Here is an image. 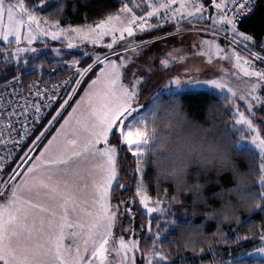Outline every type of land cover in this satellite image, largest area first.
Wrapping results in <instances>:
<instances>
[{"label":"snow or ice","instance_id":"snow-or-ice-1","mask_svg":"<svg viewBox=\"0 0 264 264\" xmlns=\"http://www.w3.org/2000/svg\"><path fill=\"white\" fill-rule=\"evenodd\" d=\"M39 4L44 5L45 0H39ZM255 4L256 0H127L117 12L94 24L62 27L58 19L38 15L25 0H0V43L4 45L0 47V63L19 66L23 60L27 65L29 60L24 57L32 54L35 59L38 52L33 43H45L43 38L48 37L62 40L68 49L87 43L103 45L108 50L85 51V56L91 55L86 67H81L75 57L58 61L74 70L75 84L71 92H66L69 99L59 104L39 131L35 122L44 118L41 109L52 107L61 86L69 81L50 87L45 82L43 88L33 82L27 87L28 95L22 94L25 89L19 87L22 78L18 75L0 85V264H137L135 254L141 251V240L134 237L133 227L136 212L141 211L134 207L137 198L142 214L150 218L152 213L166 215L165 203L169 207L180 203L174 188L170 201L166 191L163 199L149 195L144 178L149 121L145 108L137 103L145 76L138 74L137 68L131 70L130 76L125 71L133 57L140 56L152 43L136 40V34L164 25H174V31L154 39L164 40L186 31L210 33L213 37L201 36L193 55L203 56L209 66L218 69L219 76L202 83L216 89L221 101L233 109L230 129L236 143H251L258 153L261 200L256 209L264 213V129L250 118L256 115L255 106L264 107V38L259 41L260 50H255L256 37L238 27L241 17L253 14ZM184 23L192 27L185 29ZM105 37H110V42L105 44ZM221 37L224 47L218 43ZM118 40L124 41L123 48H114ZM192 48L197 49L196 42ZM52 51L62 55L59 48ZM155 58L147 57L144 67L148 73L154 71L151 61ZM216 58L228 61L231 71L223 63L214 64ZM187 59V52L173 48L160 58L159 64L167 69ZM96 66L98 72H94ZM200 70L199 66L184 69ZM89 73L95 78L70 104ZM230 80L245 81L246 91L237 93ZM172 83L180 85V77H173ZM237 100L246 106L248 114ZM66 106L71 110L64 115L61 110L66 111ZM247 155L252 157L254 153L247 150ZM132 160L136 174L134 197L113 204V192L129 189V184L121 182L120 169L122 162ZM121 205L125 206L122 212ZM123 216L129 217L126 226L120 223ZM152 222H147L151 241H143L144 264H170L169 256L158 247L165 243L160 240L164 232L158 228L152 233ZM116 227L132 235L127 239L125 235L116 236ZM248 239L237 235L233 243ZM258 239L262 246L254 250L264 254V225ZM227 243L224 235L214 244ZM212 249L213 244L198 251L203 254ZM229 264L246 262L234 260Z\"/></svg>","mask_w":264,"mask_h":264},{"label":"trees","instance_id":"trees-1","mask_svg":"<svg viewBox=\"0 0 264 264\" xmlns=\"http://www.w3.org/2000/svg\"><path fill=\"white\" fill-rule=\"evenodd\" d=\"M26 4L33 8L36 12H38L41 16H46L48 19H58L61 25H77V24H86L98 22L100 19L106 17L109 13H114L117 11L121 5V0H45L44 5L39 4V0H25ZM62 9V10H61ZM59 10V11H58ZM240 30H244L249 32L250 34L256 37V42H258L264 36V0H256L255 9L251 16L242 17L240 23L238 25ZM174 28L173 26L164 25L161 28L156 30H149L147 33L142 34L140 38L142 39H150L154 36L160 35L164 32L170 31ZM144 37V38H143ZM139 39V37H138ZM55 44V42H53ZM84 46V45H83ZM0 47H4L2 43H0ZM86 49L87 46H84ZM85 49L79 48L75 50L66 51L65 59L82 58ZM47 57L38 56L36 59L37 63L47 62ZM91 61V57L85 56L80 60V66L85 67ZM29 67H23L22 65H13V64H3L0 63V82L6 81L12 76L16 75V73H27ZM97 66L94 67V71ZM28 70V71H27ZM93 73L89 74V77ZM58 76H66L68 78L69 83L67 86L61 88L59 95L55 101V104L46 118L42 120V122L38 125L37 131L42 130L43 126L47 123V119L51 117V115L55 114V109L59 107V104L63 102L65 99L66 92H68L75 81L74 71L67 70L58 72ZM26 79H30L31 75H26ZM82 84V83H81ZM149 85L148 83H146ZM145 88V87H144ZM140 87V92L137 98V103L144 108L146 107V101L149 96L159 92L161 98L165 102H173L175 100H179L182 102L183 106L187 109L188 113L197 118L204 119L207 106L213 101H221L219 94H216L210 90H185L181 91H173V90H165L161 87V85L156 86L154 89L149 90ZM70 100V104L75 98ZM222 102V101H221ZM223 103V102H222ZM239 104V103H238ZM69 106H66V109ZM224 108V119L227 121L228 127L230 128L232 123V112L233 109L223 103ZM65 110H63V114H65ZM257 124V120L255 121ZM260 125V123L258 124ZM261 126V125H260ZM262 128V126H261ZM263 129V128H262ZM264 134V132H262ZM238 135V134H237ZM115 143V140H112ZM30 143V139L25 143V150L27 149V144ZM248 151L253 152L254 155L250 157V161L252 166L259 172V164L260 159L258 153L255 150L244 146ZM22 155V152L20 153ZM241 166H244V161L237 157ZM11 166H14L12 164ZM135 166L134 160L122 162V166L120 169L121 174V182L129 184L128 191L121 193L119 190L112 193V202L118 203V200H128L129 198L134 197V185H135V177L133 169ZM212 174H209L211 177ZM145 181L149 187V195L152 196L153 199H156L159 196L161 199L165 197V191L167 192V197L170 201L173 193V187L167 183H159L157 187V180L152 175V169L148 165L145 166ZM199 179L203 180L205 177L200 176ZM210 179V178H209ZM220 184L214 182V180L210 179L205 192L207 196V201L211 204H217L218 200L215 198L213 193L217 191L221 186L224 188H228L232 185L233 181L231 180L228 174H225L220 177ZM257 188H259V184L257 183ZM191 196L182 195L179 196L180 203H172L169 207L168 205V216H174V219L177 221V225L169 226L167 231L160 237V240L163 245H158L159 250L165 253L170 258L171 264H229V262L234 260H242L245 261L246 264H264V258L259 257H239L246 249L252 248L258 242L259 230L262 225H264V213L260 210L255 209L250 214L242 215L239 223H231L225 224L222 226V230L225 233L226 238L229 240L227 244H213L212 250H206L203 254L199 253L198 249L194 252L190 248H186L182 245L178 238L179 233V225L187 224L189 220H192L193 223H200L203 219V216H197L195 218L191 217L190 214L193 211L191 206ZM124 209V205H121ZM135 209L141 210V207L136 200L134 205ZM202 210L203 206H201ZM160 216H153L152 219V233H155L158 228L156 225V221ZM149 220V216L145 213L142 214L141 211L136 212L135 220L133 222V227L135 228L134 237L141 240V251L137 252V264H143V249H144V239L151 241V235H146L145 225ZM121 225L129 224V217L123 216L120 217ZM159 227H164L163 223H160ZM119 233H124L121 230V227H116ZM156 228V229H155ZM217 225L215 223H208L205 228V232L208 234H212L216 231ZM128 234L130 232H127ZM237 235L248 236L249 239L247 241H240L238 243H233ZM253 236L255 238H253ZM207 249V246H202ZM215 253V256L213 255ZM183 258V261H182Z\"/></svg>","mask_w":264,"mask_h":264},{"label":"clouds","instance_id":"clouds-1","mask_svg":"<svg viewBox=\"0 0 264 264\" xmlns=\"http://www.w3.org/2000/svg\"><path fill=\"white\" fill-rule=\"evenodd\" d=\"M230 86L237 93L247 89L243 80H230ZM144 111L149 121L147 165L153 177L170 184L179 196H191L190 216H203L200 223L189 220L179 225L178 238L184 247L192 250L211 246L225 235L223 225L238 223L242 215L258 207L260 174L252 166L247 149L236 143L235 134L224 119L221 101L211 102L201 120L191 116L179 100L165 102L157 92L148 97ZM237 157L244 161L243 167ZM225 174L230 176L232 185L221 186L213 193L218 203H209L205 189L210 179L220 184V177ZM200 176L205 179H199ZM174 216L165 220L162 232L177 225ZM210 222L217 225L212 234L205 232ZM160 223L158 219V228Z\"/></svg>","mask_w":264,"mask_h":264},{"label":"rangeland","instance_id":"rangeland-1","mask_svg":"<svg viewBox=\"0 0 264 264\" xmlns=\"http://www.w3.org/2000/svg\"><path fill=\"white\" fill-rule=\"evenodd\" d=\"M123 2H127V0H121V4ZM117 11H115V12H117ZM37 14L40 15L38 12H37ZM152 22L155 23L154 20ZM61 26L67 27L68 25L67 26L61 25ZM72 26H75V25H72ZM199 26L200 25H198V24L196 25V27H199ZM182 27H184L185 29H189L192 27V25L184 23L182 25ZM148 31H146L145 33H147ZM170 31H174V28ZM170 31H167V32H170ZM164 33L157 35V36H162V35H164ZM141 35L142 34L137 33L135 36V39L138 41L139 40H151L152 43L147 48L144 49L143 53L140 56H134L133 62H131L125 69L126 74L128 76H130L131 70L133 68H137L138 74L145 76V80L141 83L139 88L142 86L143 91H144L145 88L148 89L150 87L149 90H152L156 86L161 85V87L163 89H165L166 91L167 90H173L175 92L176 91L183 92L185 90H210V91L218 94V91L216 89H214L212 86L202 83V81H204L206 79H212V78H216L217 76H219L220 73H219L218 69L209 66L206 62V59L203 56L193 55V53L195 51H198L199 38L202 36L205 39H212L213 37L211 36L210 33H196L195 31H186V32L179 34V35H173V36L165 37L164 40L154 39V37H157V36H154L153 38H150V39H142V38H140V37H142ZM138 37H139V39H138ZM43 39L45 40V43H40L39 41H35L33 43V46L38 49V52L35 54V59L32 58V54H28V56L24 57L25 59L29 60V63L27 65H25L23 63V60H21L20 65H22L23 67H29V68H27L29 71L34 70L36 68H39L42 65H50L52 63H57L58 61H60L62 59L66 60L64 56L66 54V51H69V50L84 48L85 51H87L89 53H91L93 50H95L96 52H100V53L108 51L103 45L93 46V45L87 44V43L83 44L84 46L88 47L87 49L83 45H79V46L74 47L72 49H68L65 46V44L62 42V40H55L54 41L50 37L43 38ZM110 40H111L110 37H105L104 43L106 44V43L110 42ZM53 42H55V44H53ZM193 42L197 43V49L192 48ZM218 43H220L222 47L225 46V41L223 40L222 37L218 39ZM14 46L15 45H13V47ZM22 46H23V44H22ZM124 46H125L124 41L118 40L117 44L114 45V48H123ZM53 48L61 49L62 55L57 56L52 51ZM173 48H180L184 52H187L188 53V59L182 63L177 62L175 64H171L167 69H163L162 66L159 64V60H160V58L165 57L166 53L168 51L172 50ZM149 55H154L156 57L155 59H153L151 61V65L154 67V71L152 73H148L144 67V65H146L148 63L147 57ZM38 56L47 57L48 58L47 62L37 63L36 59ZM83 57H85L84 54H83L82 58ZM89 57H91V55H89ZM82 58L79 57L78 59L81 60ZM112 58H115V57H112ZM67 60H70V59H67ZM89 63H91V61ZM219 63H223L224 67L228 68L231 71V65L228 63V61H220L219 58H216L214 60V64H219ZM8 64L17 65L15 63H8ZM33 65H37V66L34 67ZM65 66H67V65L65 64ZM191 66H199L201 70L199 72H197V71L185 72L184 71L185 68H188ZM98 71H99V67L97 66V68L94 72H98ZM17 74H23V73H16V75ZM89 74H88V76H86L82 80V82H81L82 84L76 89V95H75V98L73 99V101L71 102V104H74L75 101L79 99L80 95L83 94V91L87 87L90 80L95 78L94 74H92L90 77H89ZM176 76H179L181 79L180 85H176V84L172 83L173 77H176ZM1 82H4V81H1ZM125 82L127 83L128 80H125ZM146 83H148L149 85H147ZM262 94H264V93H262ZM67 99H69L68 96H66L64 100H67ZM236 103L237 104L239 103L241 110L245 111V113L248 114L247 108L245 105L242 104V102L237 100ZM70 110H71V108L68 107L64 115H67V111H70ZM61 111L63 112V110H61ZM253 111L256 113V115H255V117L250 116V118L254 119V122L257 120L258 124L260 123V125L264 129V107L257 105L254 107ZM243 146H247V147L255 150L253 148V146L251 145V143H243ZM137 200H138V198H137ZM163 206L167 209L166 215H160L159 213H152L151 217L160 216L161 217L160 218L161 223L164 224L165 220L169 216H168V205H167V203H165ZM140 207L142 210L141 205H140ZM120 211L121 212L123 211V208L121 206H120ZM149 219H150V217H149ZM147 228H148V224L146 223V225H145L146 235H149L151 233L147 231ZM159 229H162V227H159ZM113 231H114V234L116 236L125 235L126 239L129 238L130 235H132V233L128 234L127 232L119 233L117 228H114ZM260 246H262V245L260 244V242H258L252 248L246 249L239 257L247 256V257L264 258V254H261V253L254 250L255 248H258ZM135 255H136V259H137V253ZM143 264H144V262H143Z\"/></svg>","mask_w":264,"mask_h":264},{"label":"built area","instance_id":"built-area-1","mask_svg":"<svg viewBox=\"0 0 264 264\" xmlns=\"http://www.w3.org/2000/svg\"><path fill=\"white\" fill-rule=\"evenodd\" d=\"M241 19H242V17H241ZM262 38H264V36ZM259 41L257 42V48L255 50H260L259 47H258ZM262 66H264V65H262ZM60 70L67 71L68 70V66H65V64H60V63L57 62V63H52L50 65H42L39 68H36L34 70H30V71H28L25 74H17L18 76H20L22 78L21 79V83L19 84V87L25 89V91L22 94L23 95H28L27 87H28L29 84H31L33 82H37L39 84V86L41 88H43L44 85H45V82H47L48 86L50 87L52 84H60L62 81L68 80V78L66 76H58L57 77L58 72ZM26 75H31V78L30 79H26L25 78ZM8 80H11V78L8 79ZM4 82H1L0 85L4 84ZM73 84H75V81H74ZM73 84H72V86H73ZM65 86H67V85H62L61 88L65 87ZM72 86H71V88H70V90L68 92H71L73 90ZM0 90H3V89H0ZM57 97H58V95H57ZM54 104H55V102H53V105L50 108H42L41 109L44 118L47 117V115L49 114V112L53 108ZM43 119L38 120V121L35 122L36 127H38V125L42 122ZM2 153H3V149H0V154H2Z\"/></svg>","mask_w":264,"mask_h":264}]
</instances>
